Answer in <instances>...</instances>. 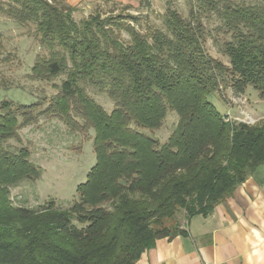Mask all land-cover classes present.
<instances>
[{
    "label": "trees",
    "instance_id": "obj_1",
    "mask_svg": "<svg viewBox=\"0 0 264 264\" xmlns=\"http://www.w3.org/2000/svg\"><path fill=\"white\" fill-rule=\"evenodd\" d=\"M3 1L0 14L35 25L48 52L29 78L66 76L47 109L68 116L74 100L95 133L96 164L71 208L14 206L8 189L41 171L10 141L41 103L0 102V264H137L159 240L184 233L167 221L211 214L264 165V122L227 121L209 100L230 83L264 101V0H197L187 18L168 8L166 31L148 25L144 34L130 15L77 22L63 0ZM212 20L228 65L205 50ZM88 84L113 102L110 114ZM170 113L178 123L165 143L139 131L161 130Z\"/></svg>",
    "mask_w": 264,
    "mask_h": 264
},
{
    "label": "rangeland",
    "instance_id": "obj_2",
    "mask_svg": "<svg viewBox=\"0 0 264 264\" xmlns=\"http://www.w3.org/2000/svg\"><path fill=\"white\" fill-rule=\"evenodd\" d=\"M193 2L198 4L197 0H98L90 9L75 6L73 18L80 22L97 13L103 18H126L130 15L138 19L136 28L144 34L148 25L166 31L164 17L168 8L178 10L187 18ZM205 22L211 33L205 42L206 52L228 65V56L214 30L219 22ZM35 30V25L22 28L0 14V102L5 100L27 105L38 101L41 103L33 107V117L37 118L21 127L17 132L18 138L10 141L11 145L26 150L25 160L39 168L40 176L36 180H26L8 189V195L16 207L38 209L48 202H54L56 207L67 210L78 200L77 188L87 182L88 175L96 164L95 133L77 113L74 100L63 104L67 103L68 116L55 113L53 105L47 109L48 104L57 97L66 76L51 82L33 81L29 78L37 57L48 56V52L35 39ZM122 37L125 42L129 40L126 33ZM85 91L108 114L112 112L114 104L105 93L89 84L85 85ZM209 100L230 121L236 120L250 125L264 122V101L253 88H247L240 93L230 83H226L219 92L211 94ZM60 107L58 111H62ZM177 123L178 116L170 113L161 130L139 131L165 143ZM258 172L259 175L264 174V165ZM187 223L186 214L181 211L177 218L167 221L165 226L175 228L180 225L184 228Z\"/></svg>",
    "mask_w": 264,
    "mask_h": 264
},
{
    "label": "crops",
    "instance_id": "obj_3",
    "mask_svg": "<svg viewBox=\"0 0 264 264\" xmlns=\"http://www.w3.org/2000/svg\"><path fill=\"white\" fill-rule=\"evenodd\" d=\"M90 9L98 0H64ZM137 264H264V174L257 171L209 215H196Z\"/></svg>",
    "mask_w": 264,
    "mask_h": 264
},
{
    "label": "built area",
    "instance_id": "obj_4",
    "mask_svg": "<svg viewBox=\"0 0 264 264\" xmlns=\"http://www.w3.org/2000/svg\"><path fill=\"white\" fill-rule=\"evenodd\" d=\"M227 121H230V120L227 119Z\"/></svg>",
    "mask_w": 264,
    "mask_h": 264
}]
</instances>
